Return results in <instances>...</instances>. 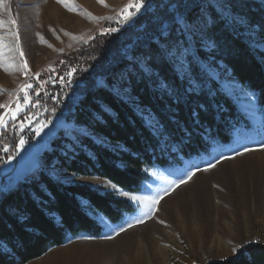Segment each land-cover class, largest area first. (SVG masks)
<instances>
[{"label":"trees","instance_id":"trees-1","mask_svg":"<svg viewBox=\"0 0 264 264\" xmlns=\"http://www.w3.org/2000/svg\"><path fill=\"white\" fill-rule=\"evenodd\" d=\"M154 1L155 10L139 18L138 29L114 27L119 29L97 34L65 58L72 67L91 69L75 71L85 86L66 118L104 142L87 136L74 142L58 135L43 152L35 176L0 191V264H28L70 239L100 237L104 227L99 215L117 224L135 212L128 200L54 178L52 167L103 178L139 193L152 169L168 168L230 143L235 128L246 125L247 119L235 99L221 92L204 62L228 73L257 98L264 124V2L224 0L237 20L219 13L209 0H178L174 11L162 0ZM129 44L133 47L128 58L122 52ZM176 44L192 51L189 59L195 58L196 70L191 80L196 87L177 71L169 55L179 50ZM54 76L69 82L59 71ZM96 77L103 86L96 84ZM125 90L129 98L121 93ZM31 113L32 107L1 131L0 167L15 154L22 134L19 123ZM147 114L155 117L157 127L148 122ZM207 264H264V244H248L235 258Z\"/></svg>","mask_w":264,"mask_h":264},{"label":"rangeland","instance_id":"rangeland-1","mask_svg":"<svg viewBox=\"0 0 264 264\" xmlns=\"http://www.w3.org/2000/svg\"><path fill=\"white\" fill-rule=\"evenodd\" d=\"M162 1L169 5L170 11L178 7V0ZM136 2L5 0L0 5V22H3L0 26V105L7 107H0V119L4 121L0 133L37 103L38 94L45 87H53L54 94L59 90L58 93L66 97L76 96L74 101L68 103L67 108L70 110L81 99L79 97L85 86L75 71L88 72L91 69L72 67L65 58L88 44L99 33H113L111 29L120 26L134 29L139 18L155 10L154 0H142L143 7L139 12H135V7L129 8L127 12L122 11L129 3L135 5ZM208 2L224 16H233L224 0ZM129 13H135L131 19H128ZM233 17L238 20L237 15ZM13 19L16 20L15 30L19 33L23 57L15 50V40L9 31ZM178 45L176 48L181 51L188 48L192 55L189 47L180 48ZM132 47L129 44L122 54L129 58ZM203 48L209 51L207 45ZM24 61L27 62L26 69L23 67ZM141 65L149 71L144 61ZM203 65L210 76L220 83L221 92L232 96L238 103L247 124L235 128L230 143L214 147L207 155L190 160L182 158L180 163L171 167L152 169L149 180L139 193L127 192L118 186L112 189L106 186L109 181L103 178L79 176L52 167L50 174L54 178L64 183L87 184L102 193H111L128 200L135 206V212L125 215L117 224L99 215L97 219L104 227L100 237L80 236L70 239L28 264H138L143 255L152 257L156 264L160 255L157 248L160 246L168 249L169 258L165 264H207L235 258L248 244H264V124L257 98L228 73H222L207 62ZM56 71L64 78H69V82L57 80L54 76ZM51 75L53 81L49 79ZM95 81L100 86L104 85L101 77H96ZM23 85L31 87L22 91ZM121 93L129 98L128 90ZM67 115L46 116L39 120H30L26 116L20 121V131L22 134L29 132L30 141L27 142L22 135L18 142L20 144L23 139L24 144H20L15 154L0 167V180L7 182L5 189L13 188L36 175L42 167L43 152L50 149V142L58 135L74 142H77L78 136L90 137L98 143L104 142L100 135L93 134L85 126L68 121ZM146 119L157 127L154 116L147 114ZM38 129L42 131L38 133ZM181 177L185 182L175 184ZM133 196L144 200H133ZM194 224L202 231V235L193 250L189 246V238L192 237ZM184 225L189 230L183 231ZM169 236L181 238L184 252L171 255ZM139 241L144 245L140 246ZM163 241L161 245L157 244ZM233 248H237V252L234 253Z\"/></svg>","mask_w":264,"mask_h":264},{"label":"snow or ice","instance_id":"snow-or-ice-1","mask_svg":"<svg viewBox=\"0 0 264 264\" xmlns=\"http://www.w3.org/2000/svg\"><path fill=\"white\" fill-rule=\"evenodd\" d=\"M57 2H63V0H57ZM98 2H102V0H98ZM5 3V0H0V5H3ZM135 7V12H139L140 9L143 7V2L142 0H137V2L135 3V5L129 3L128 5L125 6L124 9H122L123 12H127L129 8ZM135 13H129L128 15V19H131L132 16ZM90 15V14H89ZM3 22H0V26H2ZM10 24L12 25V28L9 29L11 35L14 37L15 40V50L19 52L20 57L24 56L23 50L20 48L19 46V33L18 31L15 30V26H16V20L13 19L12 21H10ZM111 31H116V29H111ZM41 40L43 41V37H41ZM51 47V45H49ZM170 57L174 58L175 61L177 62L178 65V69L180 72H182L185 76H187L191 83L193 84L194 87L198 86L196 85V82L194 80H191V74L196 70L195 69V58L192 57L191 59H189L190 57V51L188 48H184L183 51H172L169 53ZM23 67L26 69L27 68V62L24 61L23 62ZM27 87H31L30 85H23L21 87V90L23 91L24 88ZM25 101L27 102V95H25L24 97ZM0 107H4L6 108L7 105H0ZM4 121L2 119H0V126H3ZM40 131H42V129H38L37 132L39 133ZM20 144L23 145L24 144V140L21 139L20 140ZM7 150V149H5ZM18 154V153H17ZM207 170V169H205ZM191 175H194V173H192ZM191 175L188 176V178H191ZM185 182L183 177H181L180 180L176 181L175 184H179V183H183ZM106 186H110L112 189H116L117 185L112 184L111 182H108V185ZM133 200H140L141 202H143L144 198H140V197H131ZM153 203H155V201H153ZM233 252H237V248H233Z\"/></svg>","mask_w":264,"mask_h":264},{"label":"built area","instance_id":"built-area-1","mask_svg":"<svg viewBox=\"0 0 264 264\" xmlns=\"http://www.w3.org/2000/svg\"><path fill=\"white\" fill-rule=\"evenodd\" d=\"M49 79L52 81L54 80L52 75ZM60 90H62V89H60ZM56 91H57L56 94H54L53 87H50V88L45 87V88H43V90L40 91V93L38 94V97H37L38 98L37 103H35L32 106V113L29 116L30 120H34V119L39 120L42 117L45 118L46 116L54 117V116L65 114V113L69 112V109L67 108L69 105L68 103L71 100L74 101L76 96L70 98V97H66L65 95H61V93H58L59 90H56ZM79 98H82V95ZM77 103H75L74 105H76ZM15 132L19 133L20 131L16 128ZM28 133L29 132L26 131L25 133L21 134V136L23 135L22 136L23 138L27 139V142L30 141V137L28 136ZM30 136H31V134H30ZM19 145H18V147H19ZM4 185H5V182L3 180H0V191L2 190Z\"/></svg>","mask_w":264,"mask_h":264},{"label":"bare ground","instance_id":"bare-ground-1","mask_svg":"<svg viewBox=\"0 0 264 264\" xmlns=\"http://www.w3.org/2000/svg\"><path fill=\"white\" fill-rule=\"evenodd\" d=\"M181 221H182V217L180 216V218H179V223L180 224H181ZM187 228L184 225L183 226V229H184L183 231L189 230ZM191 232H192V237L189 238L190 239L189 240V244H190L189 246L192 247L193 250H194L197 247V243L199 242L198 239L201 238L200 236L202 235L201 234L202 231L199 230L198 227H196V225L194 224L193 227H192ZM169 238L170 239L168 241H170V242H168V243H169V245L172 248V249L170 248L172 250L171 251L172 252L171 255L175 254V256H176L178 253L184 252L183 251L184 250L183 241L181 243V238H180V240H179V238L177 236H174V237L169 236ZM213 240H214V237H213ZM162 243H164V241L163 242H159V243L157 242V244H159V245H161ZM139 245L142 246L144 244L139 241ZM157 249L159 250L160 255H159V257L157 256L159 260L157 259V261H156L157 263L156 264H165L167 262L168 258H169L168 257L169 256L168 249H164L161 246L159 248H157ZM140 259H141L140 263H138V264H154L152 257H149V255H143ZM158 261H160V262H158Z\"/></svg>","mask_w":264,"mask_h":264}]
</instances>
